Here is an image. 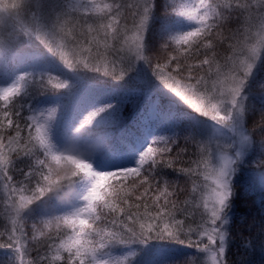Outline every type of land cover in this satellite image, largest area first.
I'll list each match as a JSON object with an SVG mask.
<instances>
[{
  "label": "snow or ice",
  "instance_id": "snow-or-ice-1",
  "mask_svg": "<svg viewBox=\"0 0 264 264\" xmlns=\"http://www.w3.org/2000/svg\"><path fill=\"white\" fill-rule=\"evenodd\" d=\"M257 146L264 0H0V264H247Z\"/></svg>",
  "mask_w": 264,
  "mask_h": 264
},
{
  "label": "trees",
  "instance_id": "trees-1",
  "mask_svg": "<svg viewBox=\"0 0 264 264\" xmlns=\"http://www.w3.org/2000/svg\"><path fill=\"white\" fill-rule=\"evenodd\" d=\"M132 95L123 89H117L105 92L102 98L124 105L120 111L125 122H130L136 118V112L131 116L126 115L133 106L130 103L133 100ZM261 160H264V151L257 146L256 151L249 157V166L252 170L256 169L264 174V164ZM258 180L260 182V177ZM235 190L237 198L232 220V235L235 239L229 250L230 257L234 261L244 258L247 264H264V207L261 206L264 201V190L255 191L251 187L245 189L241 177L236 180ZM4 258L5 255L1 254L0 261Z\"/></svg>",
  "mask_w": 264,
  "mask_h": 264
},
{
  "label": "rangeland",
  "instance_id": "rangeland-1",
  "mask_svg": "<svg viewBox=\"0 0 264 264\" xmlns=\"http://www.w3.org/2000/svg\"><path fill=\"white\" fill-rule=\"evenodd\" d=\"M132 99L133 100L130 103H132L133 106H131L130 107V111L127 112L126 115H128V116H131L133 112H137L140 109V107H142V105H140V102H142V101H141V98L138 95L133 94L132 95ZM135 103H137V104H135ZM119 107L123 108L124 105L119 104ZM261 176H264V174L262 172H260V171H257L256 169H255V171L252 170V167L249 166V163H248V164H246L244 166V169L242 170V172L238 174L237 178L241 177V180L243 182V186H244L245 189L246 188L250 189V187H251L255 191H257V190L258 191H262L264 189L261 188L260 182L258 180V177L261 178ZM1 254L5 255L4 250H0V255Z\"/></svg>",
  "mask_w": 264,
  "mask_h": 264
}]
</instances>
